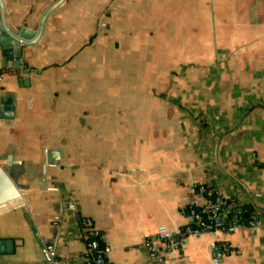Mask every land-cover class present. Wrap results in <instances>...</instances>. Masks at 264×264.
I'll return each mask as SVG.
<instances>
[{"label":"crops","instance_id":"1","mask_svg":"<svg viewBox=\"0 0 264 264\" xmlns=\"http://www.w3.org/2000/svg\"><path fill=\"white\" fill-rule=\"evenodd\" d=\"M1 1L7 28L32 32L57 0ZM15 62L0 163L20 198L0 208V264L44 263L28 221L50 264H83V220L109 264H215L206 234L162 263L144 249L184 229L194 185L261 214L254 233L215 235L233 248L217 264H264V0H64Z\"/></svg>","mask_w":264,"mask_h":264},{"label":"built area","instance_id":"2","mask_svg":"<svg viewBox=\"0 0 264 264\" xmlns=\"http://www.w3.org/2000/svg\"><path fill=\"white\" fill-rule=\"evenodd\" d=\"M100 28H105V24L101 23ZM216 196L215 199H212ZM254 200L259 199L260 196L255 194ZM241 206L239 204L235 207ZM254 211L250 215L246 224H240L237 221L228 222L227 214L231 209L230 205H226V199L218 195L213 190L206 188L202 185H194L187 190L186 205L183 208H190L186 215L187 224L181 231L175 233L167 232L164 229H159L157 233V239L162 243V249L160 252H156L154 247L151 246V237L146 235L143 239L145 241L144 249L148 251L150 261L155 263H162L169 261L174 253L177 252L181 245V240L186 236L199 238L206 234L211 237L212 240L208 243L209 251L212 254L213 263L217 264L221 262L222 258L231 253L232 246L222 240H216L215 235L228 236L235 232H240L243 229H249L252 233L259 230L262 226L261 214L255 206H252ZM83 229L80 230L79 237L84 244V254L82 257L83 264H109L107 261L108 249L106 246L101 251L96 253L98 245L96 242H87V236L84 235V231L91 230L93 236L97 234L92 224L88 220H83L81 223ZM58 264V263H52Z\"/></svg>","mask_w":264,"mask_h":264},{"label":"water","instance_id":"3","mask_svg":"<svg viewBox=\"0 0 264 264\" xmlns=\"http://www.w3.org/2000/svg\"><path fill=\"white\" fill-rule=\"evenodd\" d=\"M63 1L64 0H57L53 5H51L45 11V13H43L38 25L35 27V30H33L32 32L28 31L26 28L20 29L17 32H12L6 26L5 16H4V7H3L2 1L0 0V76L6 66L5 61L7 62L12 59H15L17 60V62L14 63V66L18 67L20 65V59L23 55L24 49L26 47H29L35 44L39 40L42 34L43 25H44L46 18L52 11H54L58 6H60ZM7 105L8 103H4L2 99H0V120H7V119L10 120L13 117V113H12L13 108L11 106L8 107ZM57 154L58 155L56 154L51 155L48 153V155L46 156V162L44 166L42 167L43 177L45 176V169L47 167V162L49 161L55 162L59 156V153ZM13 165H18V163L13 161L10 156H7L5 158L4 167L10 168ZM0 183L3 184L5 187H7L12 193H14L15 200L20 198L18 189L11 182L10 178L4 173L1 167H0ZM1 202L2 201H0V203ZM28 225H30V231H31L34 241L38 243V247L40 248V251L43 253L44 263H41V264H50V260L44 253V249L42 245L40 244L39 239L37 238V234L32 228L31 223L29 221H28ZM4 245H7L8 248H10L7 252L12 254L13 249H14L13 243L9 241L4 242L0 240V255H3L4 253L2 249Z\"/></svg>","mask_w":264,"mask_h":264},{"label":"trees","instance_id":"4","mask_svg":"<svg viewBox=\"0 0 264 264\" xmlns=\"http://www.w3.org/2000/svg\"><path fill=\"white\" fill-rule=\"evenodd\" d=\"M216 196H213L212 199H215ZM233 201L231 200H227L226 201V205H230L232 204ZM190 208H186L184 211V214L187 215L189 212ZM254 209L250 206V205H246V206H237L235 207L234 210H230L229 213L227 214V221L228 222H232V221H237L240 224H246L250 215L253 213ZM82 220H80L81 223ZM81 229H83V227H81ZM84 235L87 236V242H96L98 245V248L96 250V253L100 252L101 249H103L105 247V244L101 238V235L97 232V234L95 236H93V233L91 230L88 231H84L83 233Z\"/></svg>","mask_w":264,"mask_h":264},{"label":"bare ground","instance_id":"5","mask_svg":"<svg viewBox=\"0 0 264 264\" xmlns=\"http://www.w3.org/2000/svg\"><path fill=\"white\" fill-rule=\"evenodd\" d=\"M12 194H13V199H11V200L5 202L4 204L0 205V208L3 207V206H5V205L13 204V203L16 202L17 199L15 200V195H14V193H12Z\"/></svg>","mask_w":264,"mask_h":264},{"label":"rangeland","instance_id":"6","mask_svg":"<svg viewBox=\"0 0 264 264\" xmlns=\"http://www.w3.org/2000/svg\"><path fill=\"white\" fill-rule=\"evenodd\" d=\"M218 49L220 50V49H221V47H220V48H218ZM221 50H222V49H221ZM221 50H220V51H221ZM222 52H223V50H222ZM2 165H3V164H2V163H0V167H3ZM1 196H4V194H2V193L0 192V201L3 199Z\"/></svg>","mask_w":264,"mask_h":264}]
</instances>
